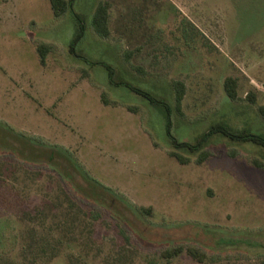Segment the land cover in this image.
<instances>
[{"label":"rangeland","instance_id":"1","mask_svg":"<svg viewBox=\"0 0 264 264\" xmlns=\"http://www.w3.org/2000/svg\"><path fill=\"white\" fill-rule=\"evenodd\" d=\"M99 2L108 3L107 37L91 26ZM76 15L84 33L73 48L84 58L69 51ZM175 80L184 83L180 112ZM259 104L264 0H73L59 17L49 0H0V252L23 262L24 213L44 207L46 228L61 218L66 242L36 264H69L73 254L85 264H264V148L213 133L197 163L199 152L171 139L193 144L217 125L264 138ZM6 131L9 145L27 140L41 155L28 156L30 144L27 156L3 149ZM48 149L69 155L81 175Z\"/></svg>","mask_w":264,"mask_h":264},{"label":"trees","instance_id":"2","mask_svg":"<svg viewBox=\"0 0 264 264\" xmlns=\"http://www.w3.org/2000/svg\"><path fill=\"white\" fill-rule=\"evenodd\" d=\"M72 1L73 0H49L50 7L52 10V13L55 17H59L63 15L67 10L72 8ZM77 21H78V29L75 33V36L73 37L70 46H69V51L74 52V45L82 38L83 33H84V24L82 23V20L78 15H76ZM108 3L107 2H99L93 13V17L91 20V26L94 29V31L102 36V37H107L109 34L108 30ZM194 27V26H193ZM194 29H196L194 27ZM186 34L188 35L189 32L185 31ZM191 37V35L189 36ZM48 46L45 44H41L37 47V51L40 56V61L41 63H44L46 53L48 51ZM74 54H76L74 52ZM78 57L84 58L82 55L76 54ZM91 64H96V63H91ZM223 87L224 91L226 92L227 96L231 100L237 99V84L236 80L232 77H226L223 82ZM172 88H173V93H174V101H175V107L177 110L180 112L181 108V102L184 96V83L180 80H175L172 83ZM133 91L136 93L140 94L144 98H146L149 102L151 103H162L152 95H150L148 92L141 90L139 88H134L131 87ZM247 99L250 100L251 102H255V96L253 94L247 93ZM169 109L166 108L167 111V118H168V111ZM257 110L261 116L264 117V104H259L257 107ZM169 126L170 122L169 120L167 121V127H168V134L169 132ZM9 132V131H8ZM8 132H3L6 133V137H4V141H6L5 144H1L3 149L9 150V151H16L17 154H21L22 156H27V151L26 148L28 144L32 147L30 157H39V149L37 148L42 147L40 145H35L30 141H25V140H20V142L17 144V147H14L9 145L7 143V140H11L12 138H15L14 135L8 134ZM213 133H222L225 136H228L230 138L234 139H239L242 141H252L256 144H260L264 148V138L258 135H252V134H242V133H232L229 132L227 129H225L221 125H217L212 127L208 132H206L200 139H198L195 143L189 144L186 142H177L171 135V139L176 147H183L189 150L191 153H196L199 152L198 158H197V163H201L205 158L207 157V153L205 151H201L203 146L205 145L207 137H209ZM26 142V144L24 143ZM8 144V145H7ZM44 148V147H42ZM28 149V148H27ZM29 151V150H28ZM58 154L62 156L64 159H66L71 167L77 172L78 174L81 175V171L79 170V166L77 163L69 156V155H62L56 150L53 149H48V154H46L47 158L49 160H53L54 154ZM170 156L174 157L177 161L180 163H188L190 160L187 157L181 156L180 154L176 152H170ZM255 164L259 167L261 166L259 163L255 162ZM109 193V192H108ZM65 194V199L68 202V208H72L75 206V201L66 193ZM111 194V193H109ZM60 202L56 204H52L50 207L46 206V208L49 211H56L57 207H60ZM128 207V206H127ZM44 207H37L36 211L34 212L35 214H32L33 212H26L24 213V217L22 220H26L28 224H23L22 229H21V239H20V245L19 249L21 252V256L23 258V262L19 261L16 262L15 258L8 255L7 252L1 251L0 252V264H27L25 261H29L28 263L30 264H36L37 261L43 260L45 262H50L52 259L58 256V254L61 252L63 249V245L65 244L66 240L64 238V231H60L62 228V222H60L61 218H56L53 219L52 222L50 221L49 225H47V228L45 226V223L47 221V215L45 214V209ZM128 209H130L128 207ZM132 212H136L132 209H130ZM136 210V209H135ZM138 210L144 214H149L150 209L145 208V207H139ZM48 211V212H49ZM84 212V210H83ZM55 215V213H54ZM59 217V216H56ZM39 222V223H38ZM68 222V221H66ZM26 223V222H25ZM65 224V223H64ZM36 227H39V230L46 231V236H40L39 230L36 229ZM1 236V235H0ZM0 238V242H1ZM2 249V248H1ZM181 252L180 248H175L174 250L171 251H164L162 252V256L165 257H172ZM186 252L192 256L193 258L198 259L199 261H202L204 258L203 253H200L196 248L189 247L186 249ZM69 264H85V261L82 259L81 256H78L77 254H73L69 257Z\"/></svg>","mask_w":264,"mask_h":264}]
</instances>
